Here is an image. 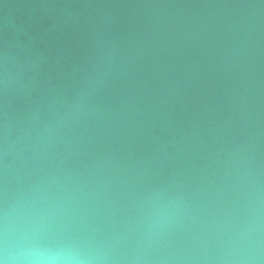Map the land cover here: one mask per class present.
Wrapping results in <instances>:
<instances>
[{"label": "water", "instance_id": "1", "mask_svg": "<svg viewBox=\"0 0 264 264\" xmlns=\"http://www.w3.org/2000/svg\"><path fill=\"white\" fill-rule=\"evenodd\" d=\"M71 176L75 227L181 189L191 231L264 197V0H0V197Z\"/></svg>", "mask_w": 264, "mask_h": 264}, {"label": "clouds", "instance_id": "2", "mask_svg": "<svg viewBox=\"0 0 264 264\" xmlns=\"http://www.w3.org/2000/svg\"><path fill=\"white\" fill-rule=\"evenodd\" d=\"M92 194L71 176L50 175L6 187L0 197V264H264V197L249 193L237 223L191 231L185 193L141 192L123 230L75 227L71 217Z\"/></svg>", "mask_w": 264, "mask_h": 264}]
</instances>
